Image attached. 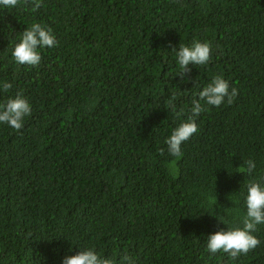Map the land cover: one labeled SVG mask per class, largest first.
I'll list each match as a JSON object with an SVG mask.
<instances>
[{
  "label": "trees",
  "instance_id": "16d2710c",
  "mask_svg": "<svg viewBox=\"0 0 264 264\" xmlns=\"http://www.w3.org/2000/svg\"><path fill=\"white\" fill-rule=\"evenodd\" d=\"M0 264H264V0H0Z\"/></svg>",
  "mask_w": 264,
  "mask_h": 264
}]
</instances>
